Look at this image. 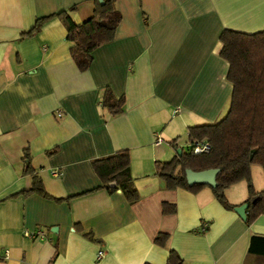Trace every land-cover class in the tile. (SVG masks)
<instances>
[{
    "label": "crops",
    "instance_id": "obj_1",
    "mask_svg": "<svg viewBox=\"0 0 264 264\" xmlns=\"http://www.w3.org/2000/svg\"><path fill=\"white\" fill-rule=\"evenodd\" d=\"M114 6L122 15L115 36L82 70L58 16L22 34L63 10L79 24L94 0H0V252L9 250L0 264H167L170 249L184 264H264V214L247 223L210 187L168 188L155 172L156 161L186 148L180 144L189 126L227 113L232 84L220 35L225 28L263 30L264 0ZM106 88L124 97L120 113L102 106ZM25 148L47 196L29 191ZM120 149L130 152L140 194L134 203L102 186L92 164ZM251 173L255 190L264 189L263 167L253 163ZM225 194L234 207L244 203L247 181ZM166 203L175 211H165ZM36 228L45 236H24ZM159 232L169 235L165 245L154 240Z\"/></svg>",
    "mask_w": 264,
    "mask_h": 264
},
{
    "label": "trees",
    "instance_id": "obj_2",
    "mask_svg": "<svg viewBox=\"0 0 264 264\" xmlns=\"http://www.w3.org/2000/svg\"><path fill=\"white\" fill-rule=\"evenodd\" d=\"M58 16L67 28V38L73 42L70 53L78 68L84 70L92 62L91 52L111 41L121 21V12L115 8L114 0H94L92 15L77 24L67 11H59L39 17L29 36L39 31L45 21ZM220 55L228 62L227 79L232 84L230 106L225 116L216 123L198 124L188 127V140L206 139L210 143L207 152L194 153L181 148L168 161H156L155 172L164 179L168 188L183 187L198 191L208 186L216 199L228 209H233L225 190L241 180L247 181L249 203L246 222L264 214V189L255 190L252 183L251 165L259 164L264 169V29L254 32L225 28L220 35ZM124 97H116L110 88L102 95L101 104L109 114L120 113ZM28 148L24 149L23 172L31 175L29 191L47 196L42 179L34 169ZM101 185L109 191L121 189L127 199L134 203L140 194L131 173V157L128 149H120L92 161ZM219 168L216 185L195 183L189 185L186 169ZM115 182V185L111 183ZM165 211H175V205L166 203ZM168 233L159 232L155 242L165 245ZM167 264H184L175 249L169 250Z\"/></svg>",
    "mask_w": 264,
    "mask_h": 264
},
{
    "label": "water",
    "instance_id": "obj_3",
    "mask_svg": "<svg viewBox=\"0 0 264 264\" xmlns=\"http://www.w3.org/2000/svg\"><path fill=\"white\" fill-rule=\"evenodd\" d=\"M178 152H181V150L178 149ZM218 171L219 168H214V167L200 169V170L187 168L186 169L187 182L189 185H193L195 183H206L211 186H214L216 185V174ZM248 207H249V203L244 202L240 205L235 206L234 208L243 219H246Z\"/></svg>",
    "mask_w": 264,
    "mask_h": 264
},
{
    "label": "built area",
    "instance_id": "obj_4",
    "mask_svg": "<svg viewBox=\"0 0 264 264\" xmlns=\"http://www.w3.org/2000/svg\"><path fill=\"white\" fill-rule=\"evenodd\" d=\"M60 114V113H59ZM161 138L159 135H157V139L156 142H160ZM177 143V142H176ZM186 148L190 149L191 151H193L194 153H199V152H207L210 150L211 146L210 143L206 140H191L188 141L186 143ZM54 175H59L60 171L59 169H54L53 171ZM24 236L32 238V239H38L41 237L45 236V232L42 228H36L34 230H29V229H25L23 232ZM8 249H4V255L1 254L0 252V258L1 257H6L8 255ZM105 251L103 249H100L98 251V255L97 258H101L104 255Z\"/></svg>",
    "mask_w": 264,
    "mask_h": 264
},
{
    "label": "rangeland",
    "instance_id": "obj_5",
    "mask_svg": "<svg viewBox=\"0 0 264 264\" xmlns=\"http://www.w3.org/2000/svg\"><path fill=\"white\" fill-rule=\"evenodd\" d=\"M184 142L185 143H183V144H180V146H186V143L189 141V140H187L188 139V136H184ZM184 149H186V148H184Z\"/></svg>",
    "mask_w": 264,
    "mask_h": 264
}]
</instances>
